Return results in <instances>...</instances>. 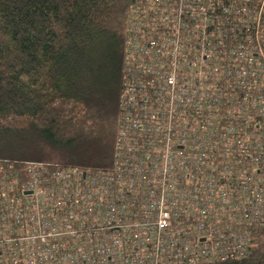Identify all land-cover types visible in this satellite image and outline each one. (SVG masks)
I'll return each mask as SVG.
<instances>
[{"label":"built area","instance_id":"2783aa9c","mask_svg":"<svg viewBox=\"0 0 264 264\" xmlns=\"http://www.w3.org/2000/svg\"><path fill=\"white\" fill-rule=\"evenodd\" d=\"M112 167L0 159V264H216L264 231V0H132Z\"/></svg>","mask_w":264,"mask_h":264},{"label":"trees","instance_id":"16d2710c","mask_svg":"<svg viewBox=\"0 0 264 264\" xmlns=\"http://www.w3.org/2000/svg\"><path fill=\"white\" fill-rule=\"evenodd\" d=\"M131 2L0 0V159L112 167Z\"/></svg>","mask_w":264,"mask_h":264}]
</instances>
